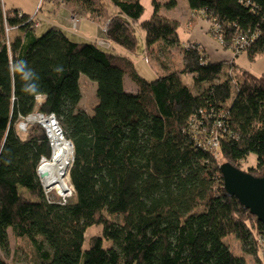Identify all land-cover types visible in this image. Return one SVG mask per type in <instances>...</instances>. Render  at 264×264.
Masks as SVG:
<instances>
[{
  "label": "trees",
  "instance_id": "1",
  "mask_svg": "<svg viewBox=\"0 0 264 264\" xmlns=\"http://www.w3.org/2000/svg\"><path fill=\"white\" fill-rule=\"evenodd\" d=\"M50 1L88 9L111 46L74 41L56 26L38 35L33 14L0 0V264H18V249L25 264H264V226L224 190L219 170L225 162L254 175L264 169V74L234 59L212 61L199 42L181 41L179 21L161 11L176 0H151L147 19L142 0ZM185 4L221 47L250 61L264 56V0ZM136 24L148 55L179 53L153 80L111 49L132 53ZM10 27L19 33L8 35ZM17 60L38 76L37 94L10 72ZM80 75L96 86L91 112L78 106ZM124 75L136 92L125 89ZM34 109L53 113L72 143L75 201L45 197L37 168L50 157L48 137L37 123L18 127ZM91 226L101 232L84 247ZM229 235L252 263L226 244ZM11 239L9 261L2 253Z\"/></svg>",
  "mask_w": 264,
  "mask_h": 264
},
{
  "label": "rangeland",
  "instance_id": "2",
  "mask_svg": "<svg viewBox=\"0 0 264 264\" xmlns=\"http://www.w3.org/2000/svg\"><path fill=\"white\" fill-rule=\"evenodd\" d=\"M142 4H143V6H145V11H144L143 15L141 16V18L147 19V18H149L150 14L152 13L153 6H150V0H142ZM39 5H40V3H39ZM45 6L47 8L46 2L43 3L41 9H37L38 18L37 17L36 18L39 21L41 20V25H40V22L37 21L38 26L35 29V32L38 35H41L42 32H44L46 27H47L46 26L47 22L44 19V16L47 15V16L51 17L53 15V13L50 14V11L46 10ZM108 8H109V6H108ZM168 9H170V8H168ZM170 14L175 16L176 17L175 19H177L179 21V24H180L179 25V35H180L181 41H185L186 40V38H185L186 34L188 32H190L188 29L189 25L190 24L193 25L197 22L196 19L193 16H191V14H189V12L187 11V5L185 4V0H177V4L171 10ZM56 15H58L57 12H56ZM33 16H35V15H33ZM103 28H104V26L103 27L98 26V28H97L98 33L96 36V37H98V39H95L94 43H98V40H101L100 38L105 39V32H104L105 28L104 29ZM134 29H136L137 43H136L134 50L132 51V53H130L129 56L133 60V62H135L137 72L140 73V75H142L143 77H146L149 80H153V79H155V77H157V75L161 74V71L163 70L162 62L163 63H165V62L166 63L167 62L173 63L176 61L178 63L179 60H178L177 54H179V53L177 50H175L171 47L168 49L166 48V50H168V51H164V50L160 49L158 52V55H155V54L152 55V53H151L150 56L148 57V60H146L147 59L146 56L143 55V51L146 55H148L147 52L145 51V44H144V40H143V34H144L143 32L144 31H143V29H141L138 26V24L134 25ZM208 31L209 30L207 29V32ZM13 33H14V28H13V30L11 29L9 31L8 35L12 36ZM210 37L217 42V37H214V36H210ZM71 39L74 41L80 40L78 37H75V38L71 37ZM143 46H144V49H143ZM236 53L237 52H232V55L235 56L234 58H235V61H236L238 66L245 68V69H248L249 71L252 70L251 72L253 74H256V75L264 74V56H258L254 61H250L244 52L239 53L238 56H236L237 55ZM80 76H81V78H80L79 86L81 87V90H82V96H81L82 99L80 100L78 106L80 108L87 109V110H89V112H91L92 110H90V107L94 103H96V101H97L96 97L94 96L96 86H95L94 82L92 80H90L87 76H85V75H80ZM190 81H191L190 76H184L183 77V82H185L187 85L190 84ZM197 90L198 89L195 88V91H197ZM42 129H43L44 133L47 135L45 128L42 127ZM19 130H20V132H23L22 129H19ZM48 143H49V141H48ZM246 162L247 163L251 162L252 164H254L255 163V157L253 155H250ZM245 163L243 164V168H245ZM40 181H41V179H40ZM41 184H42V182H41ZM42 188H44V187L42 186ZM44 193H45L46 199H48V200L49 199L50 200H56L58 202H65V203L75 201L74 189L70 190L68 195H58L54 189L48 191L46 188H44ZM100 232H101V230H100V227H98V226L88 227L86 229V233H85L84 247L87 246V243H88L87 239L89 238V236L95 235V234H100ZM225 242L229 247H231L233 249L235 254H237V255L242 254V255H244V257L247 258V260H249V262L250 261H251V263L253 262L252 257L244 254V252L241 249L240 243L237 241L235 236L229 235L225 239ZM9 245H10L9 249H8L9 251L6 254L2 253V255L3 256L5 255L7 260L12 261L13 247H14L12 239H11V242ZM15 254L19 258V261H17L18 264L19 263L25 264V258L23 256V254L21 253V250L18 249Z\"/></svg>",
  "mask_w": 264,
  "mask_h": 264
},
{
  "label": "crops",
  "instance_id": "3",
  "mask_svg": "<svg viewBox=\"0 0 264 264\" xmlns=\"http://www.w3.org/2000/svg\"><path fill=\"white\" fill-rule=\"evenodd\" d=\"M2 2L4 3V5L6 7H13V8L19 9L21 12L27 13L29 15L33 14V15H35V18L36 17L38 18L37 9H41L43 3L46 2L47 3V8L45 6L46 10L50 11V14L53 13V15L51 17L47 16V15L44 16V19L47 22L46 29L53 27V26H56L62 32H65L70 39H71V37H74V38L78 37L80 39L79 41L94 42L95 39H98V37H96L97 33H98V31H97L98 26L103 25L102 22L98 23V22H95L94 20H92L90 18V13H89L88 9H84L82 5H80L76 2H74V3H71V2H69V3H65V2L55 3V2L50 1V0H2ZM39 3H40V5H39ZM176 4H177V0H176V3L174 6H176ZM150 6H151V0H150ZM173 8H170V9L163 8L161 11H162V13L167 15L168 17L176 18L175 16L170 14V12ZM187 11L189 12L188 8H187ZM56 12L58 13V15H56ZM74 13L75 14L77 13L79 15L80 21L77 24V26L75 27V29H72L70 21L68 20V18L70 17V15H72ZM37 18H36V21H39ZM196 21L197 22L195 24L189 25L188 29L190 32H188L186 34L185 38H188L189 40L195 41L196 43L199 42L203 46V48H205V50L208 54V57L212 61H221V60L222 61L223 60L224 61H230L232 59L235 60V58H234L235 56L232 55V52H229L227 49L221 47V45H219L214 39H212L207 34L208 26H207L206 22L201 20V19H197ZM39 22L41 25V20ZM37 26H38V24H37ZM18 33H19V31L18 30L16 31V29H14V33L12 36H16ZM179 37H180V35H179ZM76 41H78V40H76ZM144 44H145V42H144ZM111 49L114 50L115 52H118L120 55L121 54L125 55L129 59H131L129 56L131 52L126 51L123 47L118 46L116 44L115 45L112 44ZM143 49H144V46H143ZM143 55H145L147 58L146 60H148V57L150 55H146L144 53V51H143ZM236 56H238V55H236ZM131 61H132V59H131ZM242 69H244V68H242ZM123 85H124L125 89L131 93L136 92L138 90L137 84L132 82L128 75H124ZM81 96H82V91H81ZM37 97H38L37 100L38 99L41 100V103L44 101L43 100L44 96L38 95Z\"/></svg>",
  "mask_w": 264,
  "mask_h": 264
},
{
  "label": "bare ground",
  "instance_id": "4",
  "mask_svg": "<svg viewBox=\"0 0 264 264\" xmlns=\"http://www.w3.org/2000/svg\"><path fill=\"white\" fill-rule=\"evenodd\" d=\"M41 102V100H37ZM28 123H40L48 135L51 148L50 157H42L38 164L37 173L42 186L48 191L54 189L58 195H68L73 189L68 176L70 161L72 158V145L56 130L51 118H43L34 114L28 116L22 126Z\"/></svg>",
  "mask_w": 264,
  "mask_h": 264
},
{
  "label": "water",
  "instance_id": "5",
  "mask_svg": "<svg viewBox=\"0 0 264 264\" xmlns=\"http://www.w3.org/2000/svg\"><path fill=\"white\" fill-rule=\"evenodd\" d=\"M219 170L221 171L224 190L229 195L234 196L264 226V169L259 175H254L225 162L220 165Z\"/></svg>",
  "mask_w": 264,
  "mask_h": 264
},
{
  "label": "clouds",
  "instance_id": "6",
  "mask_svg": "<svg viewBox=\"0 0 264 264\" xmlns=\"http://www.w3.org/2000/svg\"><path fill=\"white\" fill-rule=\"evenodd\" d=\"M57 72H62V67H57L55 69ZM10 72L13 75L19 74L23 81V91L26 94H37L39 92V85L36 81L39 79L36 73L27 67L26 61L17 60L10 64ZM73 155V154H72Z\"/></svg>",
  "mask_w": 264,
  "mask_h": 264
},
{
  "label": "built area",
  "instance_id": "7",
  "mask_svg": "<svg viewBox=\"0 0 264 264\" xmlns=\"http://www.w3.org/2000/svg\"><path fill=\"white\" fill-rule=\"evenodd\" d=\"M68 20L70 21V24H71V27H72V29H75V27L77 26V24L79 23V15L76 13H74V14H72V15H70V17L68 18ZM38 24V22L36 23V25ZM103 27V26H102ZM10 28H15V27H10ZM104 29V28H103ZM102 29V30H103ZM105 30V29H104ZM105 32V31H104ZM101 40H98V43H96L97 45H100V46H102L103 48H106V49H109V47H110V43L108 42V41H106L104 38H100ZM36 100H37V97H36ZM39 100V99H38ZM39 103V102H38ZM34 114H37V115H40L41 117H43V118H51L52 119V121H54V126H55V128H56V130H58L59 132H61V128H60V126H59V124H58V121H56V119H55V116H54V114L53 113H50V114H46V115H44L42 112H39V111H36V110H34V112L33 113H31V114H29V115H27V116H24V118H22L21 117V121L20 122H18L19 124H18V127H19V129H22L23 130V132H24V130L26 129V127H27V125L28 124H35V123H28V124H26V125H24V127L22 126V123L24 122V120L28 117V116H30V115H34ZM37 124H39V125H41L40 123H37ZM42 126V125H41ZM43 127V126H42ZM61 134L63 135V132H61ZM47 137H48V135H47ZM67 140V139H66ZM67 142H69L68 140H67ZM50 153H51V148H50ZM51 156V155H50ZM44 157V156H43ZM39 176V175H38ZM60 203V202H59ZM61 203H65V202H61Z\"/></svg>",
  "mask_w": 264,
  "mask_h": 264
}]
</instances>
